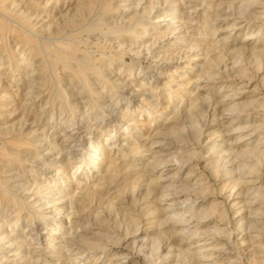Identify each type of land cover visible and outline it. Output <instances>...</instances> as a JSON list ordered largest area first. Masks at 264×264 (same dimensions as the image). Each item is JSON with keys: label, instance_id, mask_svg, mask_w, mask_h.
I'll list each match as a JSON object with an SVG mask.
<instances>
[{"label": "rangeland", "instance_id": "obj_1", "mask_svg": "<svg viewBox=\"0 0 264 264\" xmlns=\"http://www.w3.org/2000/svg\"><path fill=\"white\" fill-rule=\"evenodd\" d=\"M263 152L264 0H0V264H264Z\"/></svg>", "mask_w": 264, "mask_h": 264}, {"label": "bare ground", "instance_id": "obj_2", "mask_svg": "<svg viewBox=\"0 0 264 264\" xmlns=\"http://www.w3.org/2000/svg\"><path fill=\"white\" fill-rule=\"evenodd\" d=\"M177 14V13H176ZM94 16V15H93ZM175 17H176V15H174ZM176 19V18H175ZM157 20V19H156ZM172 20H174V18H172ZM89 146V145H88ZM91 146V145H90ZM90 149V148H89ZM98 151H99V149L97 148V146H93V147H91V150L90 151H87V152H89V154H88V157L87 158H85V159H87L86 161H88V163H92V162H94V160H96L97 158H96V156L99 154L98 153ZM264 153V152H263ZM263 156H264V154H263ZM96 158V159H95ZM82 162H85V161H82ZM83 164V163H82ZM93 164V163H92ZM82 166V165H81ZM79 168V167H78ZM253 195V194H252ZM208 211V210H207ZM56 233V232H55ZM55 233H54V235H55ZM214 261V260H213Z\"/></svg>", "mask_w": 264, "mask_h": 264}]
</instances>
